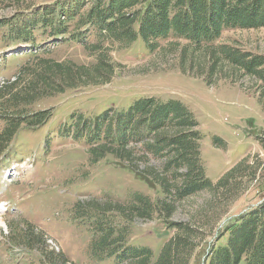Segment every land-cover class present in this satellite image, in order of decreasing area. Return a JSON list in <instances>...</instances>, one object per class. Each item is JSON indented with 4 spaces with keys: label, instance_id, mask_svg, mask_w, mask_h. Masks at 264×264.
<instances>
[{
    "label": "rangeland",
    "instance_id": "obj_1",
    "mask_svg": "<svg viewBox=\"0 0 264 264\" xmlns=\"http://www.w3.org/2000/svg\"><path fill=\"white\" fill-rule=\"evenodd\" d=\"M56 1L61 0H0V88L16 83L12 92L22 93L31 75L39 71L34 65L39 59L93 64L95 59L81 44L55 42L48 29L35 30L24 43V20ZM4 23L12 27L1 25ZM71 31L75 30L71 27ZM224 52L246 59L263 58L264 27L224 30L219 39L199 49L174 35L153 52L139 39L127 49L112 47L110 57L118 67L110 82L66 90L29 106L21 103L24 117L50 110L51 116L37 128L21 125L13 131L0 119V264H113L92 258L91 221L76 218L77 205L90 200L104 204L107 199L128 203L138 194L154 201L163 195L158 186L152 189L129 170L115 167L111 156L94 160L86 136L76 134L80 125L76 115L93 121L110 109L126 112L144 98L179 103L191 115L199 135L204 175L212 183L248 158L247 163L256 169L254 179L223 206L234 215L254 204L253 190L264 183V151L258 142L264 144V84L259 76L247 74L240 64L229 61ZM24 64L30 67L18 77L16 71ZM257 71L264 73V66ZM7 113L0 108V114ZM175 132L172 127L159 130L162 136ZM141 147L136 143L134 158L125 165L156 172L157 178L174 154L160 158L148 153L142 159ZM165 178L171 187L182 181L173 168ZM210 196V191L202 190L185 197L176 203L170 220L191 221ZM135 222L129 243L149 248L155 258L172 232L155 215ZM204 255L202 248L195 264Z\"/></svg>",
    "mask_w": 264,
    "mask_h": 264
},
{
    "label": "trees",
    "instance_id": "obj_2",
    "mask_svg": "<svg viewBox=\"0 0 264 264\" xmlns=\"http://www.w3.org/2000/svg\"><path fill=\"white\" fill-rule=\"evenodd\" d=\"M1 25L12 27L8 23ZM23 25L25 44L35 30L48 29L55 42L73 40L95 60L89 66L39 59L34 64L39 71L31 75L32 80L22 93L12 92L16 83L1 87L0 108L10 115L0 114V119L13 131L21 125L37 128L51 116L49 110L24 117L21 103L29 106L66 90L110 82L118 67L110 57L112 47L127 49L139 39L153 52L161 41L174 35L199 49L219 39L224 30L263 28L264 0H61L34 11ZM71 27L74 32H68ZM90 37L94 41H89ZM225 57L240 64L247 74L259 76L264 84V73H257L264 66V57ZM29 67L21 66L16 71L18 77ZM76 116L80 124L76 134L86 136L94 160L111 156L115 167L129 170L152 189L158 186L163 195L154 201L138 194L128 203L110 199L104 204L95 200L80 202L76 218L91 221L92 258L111 260L113 264H195L199 250L205 248L199 264H264V183L253 190L257 197L254 204L234 215L227 212L225 202L248 186L256 169L247 163L248 158H243L216 182L209 181L200 161L195 123L183 106L144 98L126 112L110 109L93 121ZM167 127L177 132L162 136L159 130ZM258 142L264 151V144L259 139ZM136 143L143 145L142 159L148 153L160 158L174 154L165 161L157 178L156 172L125 165L133 160ZM169 168H173L175 176L182 175L180 184L168 185L165 174ZM202 190L210 191L211 196L198 215L186 222L170 220L176 203ZM154 215L172 232L155 258L149 248H136L129 243L135 221L150 220Z\"/></svg>",
    "mask_w": 264,
    "mask_h": 264
}]
</instances>
